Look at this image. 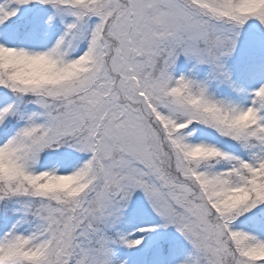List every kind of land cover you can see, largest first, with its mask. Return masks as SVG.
I'll list each match as a JSON object with an SVG mask.
<instances>
[{
	"label": "snow or ice",
	"instance_id": "6c2138e0",
	"mask_svg": "<svg viewBox=\"0 0 264 264\" xmlns=\"http://www.w3.org/2000/svg\"><path fill=\"white\" fill-rule=\"evenodd\" d=\"M0 264H264V0H0Z\"/></svg>",
	"mask_w": 264,
	"mask_h": 264
}]
</instances>
